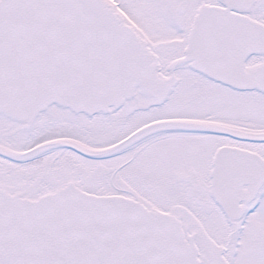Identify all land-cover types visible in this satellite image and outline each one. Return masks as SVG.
<instances>
[{
  "label": "snow or ice",
  "instance_id": "obj_1",
  "mask_svg": "<svg viewBox=\"0 0 264 264\" xmlns=\"http://www.w3.org/2000/svg\"><path fill=\"white\" fill-rule=\"evenodd\" d=\"M0 264H264V0H0Z\"/></svg>",
  "mask_w": 264,
  "mask_h": 264
}]
</instances>
